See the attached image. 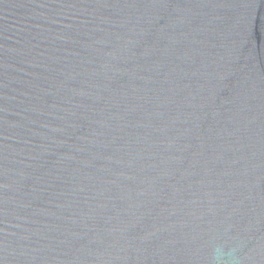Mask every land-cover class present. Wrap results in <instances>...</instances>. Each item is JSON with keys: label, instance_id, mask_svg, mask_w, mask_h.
Listing matches in <instances>:
<instances>
[{"label": "water", "instance_id": "1", "mask_svg": "<svg viewBox=\"0 0 264 264\" xmlns=\"http://www.w3.org/2000/svg\"><path fill=\"white\" fill-rule=\"evenodd\" d=\"M0 264H264V0H0Z\"/></svg>", "mask_w": 264, "mask_h": 264}]
</instances>
